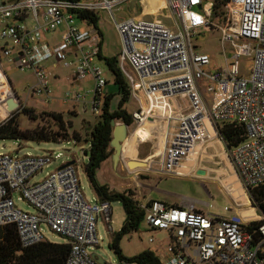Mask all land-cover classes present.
I'll return each instance as SVG.
<instances>
[{"label":"built area","instance_id":"2783aa9c","mask_svg":"<svg viewBox=\"0 0 264 264\" xmlns=\"http://www.w3.org/2000/svg\"><path fill=\"white\" fill-rule=\"evenodd\" d=\"M130 1L0 0V38L12 43L0 44V126L19 110V106L8 109L9 99L21 102L4 64L33 73L35 83L26 87V100L33 98L43 105L55 99L46 63L53 60L54 67L58 62L73 67L75 80L94 81L93 97L87 101V95L68 91L61 103H89L93 114L101 115L107 80L96 61L102 37L97 30H81L77 21H83L78 19L79 11H109L122 41L118 64L140 108L132 114L134 120L143 122L161 104L171 105L169 131L156 168L148 162L146 170L128 169L179 177L198 145L210 139V130L219 135L218 124L229 122L243 125L246 131L243 142L229 152L239 182L247 190L264 185V0H230L223 23L213 20L215 0H165L176 21L173 28L158 19L117 21L114 9ZM60 28L61 42L48 41L46 35ZM212 29L220 30L223 47L232 44L239 49L226 69L205 70L211 58L194 51L193 37ZM240 41L245 44L238 45ZM245 54L253 56L247 76L239 69ZM177 98L187 102L185 110ZM54 159L0 153V228L14 225L21 245L30 247L46 241L43 226H47L67 239L71 250L66 264H102L91 251L101 240L97 222L102 219L112 229L111 203L86 198L74 163L33 182ZM15 197L34 212L21 210ZM139 207L150 230L168 235L159 258L162 264H264V223L258 231H249L244 220L207 214L194 205L184 208L152 201L140 202ZM149 242L155 239L150 237Z\"/></svg>","mask_w":264,"mask_h":264},{"label":"rangeland","instance_id":"374dc122","mask_svg":"<svg viewBox=\"0 0 264 264\" xmlns=\"http://www.w3.org/2000/svg\"><path fill=\"white\" fill-rule=\"evenodd\" d=\"M137 3L143 9L147 8V12H153L164 2L161 0H145L143 4H141L139 0L126 2L120 5L119 9H114L115 19L117 21H122L131 18L133 16L132 10L133 8H137ZM168 11L169 10L165 11L166 14ZM98 15V26L102 34L103 58L118 56L122 51V41L115 27V21L109 11L101 10L98 12ZM154 19H161L167 26L172 28L176 27L175 18L172 16L165 17L164 12H161L160 15H150L144 18V20ZM77 25H79L80 29L83 31L96 30L93 26L87 25L84 21H77ZM62 33L63 28H60L56 32L48 33L46 38L48 41L59 43L61 42ZM192 43L194 51L207 54L211 58V65L209 67L206 66L205 70L226 69L227 66L235 61L234 55L239 51V49L233 47L232 44L223 47L221 43V32L218 29L207 30L196 35L193 37ZM0 44L12 45L9 40H3L1 38ZM243 44H245V41L238 42V45ZM252 60L253 56L251 55L248 56L245 54L240 57L239 69L241 75H249L250 68L253 65ZM69 61H73L72 56L69 57ZM96 62V64L103 69L107 80L103 92H105V95L112 96L111 109L115 110L121 97L118 94L117 86L114 84L113 74L109 70L104 59L99 58ZM46 67L50 73V86L55 96V99H53L49 105H43L33 98L26 100V87L35 83V78L31 71H21L14 65L4 64V71L11 81L13 90L21 101L19 110L14 113L12 118L14 117L18 121L20 129L27 130L42 127L46 123V125H48L49 114L51 113H62L65 121H70L71 128H69L68 131L73 132L75 130L79 132L82 137H85L87 131H89L97 121V116L93 114L91 105L88 103L85 106L83 102L63 104L60 98L68 91H79L87 95V101H89L93 97L94 81L89 77L81 81L75 80L74 68H66L61 62H58V66L54 67L53 60H50L46 63ZM124 69L131 73V69L128 65H124ZM177 101H179L180 104L182 103L184 110L185 107L187 108V102L183 99L177 98ZM170 102H172V100H170ZM24 107L32 109V111L25 113L23 110ZM170 107L171 105L161 104L160 107L152 110L153 112L148 115L147 120L143 122L134 120L133 124L128 127L127 137L122 145L120 160L114 164L110 157L104 162L97 171V181L100 184H106L109 189L113 191L120 193L131 191L135 199L142 203L146 195L148 196L146 200H149L160 197L161 190H174L179 195L189 196L195 199L196 206L207 214L227 219H236L238 221L244 220L248 224L263 219V216L258 214L256 207L253 206L251 202L249 190H245L247 193L246 197L244 193H239L237 189L234 188L239 185L240 182L230 153L229 151L227 152V150V155H224L223 160L219 159V157L215 158L219 163L214 165L216 171H213L212 175L209 174L212 178L203 177L204 179H192L189 177L158 176L153 173V171H141L136 174L134 171L128 169H135L137 167L139 169H145V167H140L141 163H130L132 160H143L142 163L151 162L152 168H156V162L164 148L165 137L169 131L168 125L170 119L168 112H170ZM125 109L127 112L133 114L139 111L140 108L138 102L130 97L129 103L126 105ZM117 123L123 124L121 121ZM88 150L89 145L83 141L75 143L73 140H64L60 142L37 143L17 139H0V153H13L19 156L30 153L34 156H50L52 159L55 158L47 168L36 175L32 180L33 182L43 180L47 173L55 172L66 163L77 164L79 166V177L84 194L89 201H95L97 198L96 193L84 170L85 165L89 161V156L86 153ZM210 150L214 149L212 148ZM192 161L194 163L198 161V156H196V154L192 156ZM184 169L185 168H182L180 172L184 173ZM152 179L153 181L151 182ZM148 185L156 189L149 190ZM229 191H233L234 195L238 197H233V193ZM14 199L21 210L34 212V209L29 207L25 201H18L16 197ZM244 204H248L249 207L243 206ZM111 206L112 229H109L102 219L97 222L96 230L101 240L99 241V247H96L91 253L100 256L107 264H135L120 262L118 256L109 247L112 235L121 229L125 220V213L121 202L113 201L111 202ZM43 229L46 241L58 244L67 243L66 238L51 231L47 226H43ZM167 236L165 232L150 230L143 222L137 231L123 237L120 242V247L123 254L127 257L134 256L149 249L161 258L168 244ZM150 237H153L155 242L150 243Z\"/></svg>","mask_w":264,"mask_h":264},{"label":"trees","instance_id":"16d2710c","mask_svg":"<svg viewBox=\"0 0 264 264\" xmlns=\"http://www.w3.org/2000/svg\"><path fill=\"white\" fill-rule=\"evenodd\" d=\"M79 1V0H68ZM230 0H215L213 6V20L223 23L227 20L225 10ZM78 19L86 21L93 26L100 34L99 15L90 11H79ZM102 37V34H101ZM102 50V41L100 43ZM99 58L104 59L109 70L114 77V84L117 86L118 94L121 99L115 110L111 109V95H105L102 113L97 117V121L87 131V135L77 132H69L70 121H65L62 113L49 114L48 125L35 129L22 130L18 121L13 117L5 124L0 126V139H17L32 142H60L73 140L75 143L84 142L89 145L86 153L89 161L85 165V172L99 200L103 202L120 201L125 213V220L121 229L114 233L109 243V247L118 256L120 262L135 264H162L159 257L151 250H144L134 256L127 257L123 254L120 242L124 236L135 232L144 222V211L139 207L140 202L135 199L131 191L117 192L109 189L106 184H100L96 179V174L101 165L106 162L113 154L111 147L113 138V120L121 121L129 126L134 122L133 115L125 109L131 97L130 85L127 82L118 64V56L104 57L100 54ZM24 112H31L32 109L25 108ZM51 121V122H50ZM217 131L226 148L230 152L245 139V127L237 123L222 122L217 126ZM249 196L253 206L256 207L259 215L263 219L250 222L246 225L249 231H258L264 223V185L250 188ZM152 202V201H150ZM259 235V232H256ZM70 245L68 243H52L44 241L30 247H23L20 243L17 230L14 225H7L0 228V264H66Z\"/></svg>","mask_w":264,"mask_h":264},{"label":"crops","instance_id":"0c3cea01","mask_svg":"<svg viewBox=\"0 0 264 264\" xmlns=\"http://www.w3.org/2000/svg\"><path fill=\"white\" fill-rule=\"evenodd\" d=\"M161 1H163L164 3H162V5L160 7H158L156 9V11H153V12H147V10H146L147 8L143 9L137 3V8L136 9L133 8V10H132L133 16L131 18L144 19L145 17L150 16V15H160L161 12L165 13V17L172 16L170 11H168L167 14L165 12L166 10H168V9H166V1L165 0H161ZM144 2H145V0H143V3ZM158 20H161V19H158ZM101 54H102V50H101ZM104 94H105V92H104ZM77 115H78V113H77ZM210 131H211L210 139L205 143L199 144L197 149H196L195 154H196V156H198V161L195 162L196 164L192 161V159L185 162L184 167H183V168H185L184 173H182V175L179 177H189L192 179L210 178L211 176H209V174L212 175V172L216 171V168L214 165L219 163L218 161L215 160V158L219 157V159L223 160L224 155L225 156L227 155L226 150L228 152V149L226 148V145L222 141L221 137L219 135H217L214 131H212V130H210ZM134 133H136V132H134ZM134 133H133V135H134ZM150 135H151V132H150ZM212 148L214 150H210ZM123 149H124V146H123ZM204 158H208V159H204ZM140 167H145V170H146V169H148L149 164L148 163H141ZM198 170H204L206 172L205 175L201 176V177H195L193 174L197 173ZM213 178H215V177H213ZM152 181H153V179L151 180V182ZM148 188L150 190V189H154L155 187L148 185ZM234 188H236L239 193H244L245 196L247 197V193L245 192L246 189L241 185V183H239V185L235 186ZM229 192L233 193V197H238V196L234 195L233 191L232 192L229 191ZM146 197H148V196L146 195ZM146 197L143 198L144 199V200H142L143 203L144 202L149 203L150 201H158V202H162L168 206L184 207V208L189 207L191 205H194V207L198 211L203 212L201 210V208L196 206V200L195 199H193L189 196L179 195L174 190H161L160 191V197H157V198L146 200ZM245 205H247L249 207L248 204H244L243 206H245Z\"/></svg>","mask_w":264,"mask_h":264},{"label":"water","instance_id":"95a60500","mask_svg":"<svg viewBox=\"0 0 264 264\" xmlns=\"http://www.w3.org/2000/svg\"><path fill=\"white\" fill-rule=\"evenodd\" d=\"M199 9H201V6H199ZM19 106V103L14 102L12 99H9L8 102V109L13 110L15 108H17ZM112 127H113V138L111 140V147L113 148L114 152L111 156L112 161L114 162V164H116L121 157L122 154V145L124 140L127 137V133H128V127L129 125L123 123V124H118L116 120H113L111 123ZM143 160L140 161H136V160H132L130 161V163L132 164H140L142 163ZM197 175L202 176L205 174L204 170H198ZM94 256L97 258V260L104 264L105 261L100 257L94 254Z\"/></svg>","mask_w":264,"mask_h":264},{"label":"bare ground","instance_id":"6f19581e","mask_svg":"<svg viewBox=\"0 0 264 264\" xmlns=\"http://www.w3.org/2000/svg\"><path fill=\"white\" fill-rule=\"evenodd\" d=\"M144 170V169H143ZM245 206H247V205H245Z\"/></svg>","mask_w":264,"mask_h":264}]
</instances>
